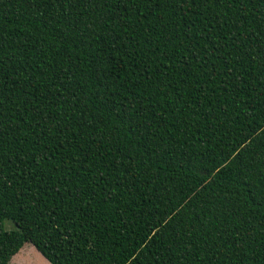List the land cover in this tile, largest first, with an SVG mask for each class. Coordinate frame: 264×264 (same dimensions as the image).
Here are the masks:
<instances>
[{
	"label": "trees",
	"instance_id": "1",
	"mask_svg": "<svg viewBox=\"0 0 264 264\" xmlns=\"http://www.w3.org/2000/svg\"><path fill=\"white\" fill-rule=\"evenodd\" d=\"M26 244L264 264V0H0V264Z\"/></svg>",
	"mask_w": 264,
	"mask_h": 264
},
{
	"label": "rangeland",
	"instance_id": "2",
	"mask_svg": "<svg viewBox=\"0 0 264 264\" xmlns=\"http://www.w3.org/2000/svg\"><path fill=\"white\" fill-rule=\"evenodd\" d=\"M5 229L14 230V223L9 220L5 221ZM19 253L13 257L10 264H50L31 244H26Z\"/></svg>",
	"mask_w": 264,
	"mask_h": 264
},
{
	"label": "crops",
	"instance_id": "3",
	"mask_svg": "<svg viewBox=\"0 0 264 264\" xmlns=\"http://www.w3.org/2000/svg\"><path fill=\"white\" fill-rule=\"evenodd\" d=\"M18 254H20V253H18ZM18 254H17V255H18Z\"/></svg>",
	"mask_w": 264,
	"mask_h": 264
}]
</instances>
